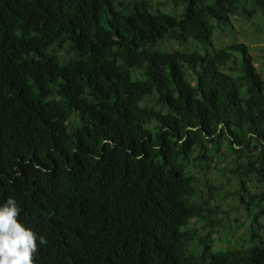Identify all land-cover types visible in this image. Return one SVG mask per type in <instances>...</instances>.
<instances>
[{"label": "trees", "instance_id": "trees-1", "mask_svg": "<svg viewBox=\"0 0 264 264\" xmlns=\"http://www.w3.org/2000/svg\"><path fill=\"white\" fill-rule=\"evenodd\" d=\"M155 1L0 0V203L34 264H264V193L216 249L209 177L264 187V55L234 37L264 0Z\"/></svg>", "mask_w": 264, "mask_h": 264}, {"label": "rangeland", "instance_id": "rangeland-1", "mask_svg": "<svg viewBox=\"0 0 264 264\" xmlns=\"http://www.w3.org/2000/svg\"><path fill=\"white\" fill-rule=\"evenodd\" d=\"M155 3H158V1L156 0ZM169 7L167 6V8ZM254 23L257 24L258 19L254 20ZM234 30L235 41L246 44L251 48L252 56L261 59L264 55V51H262L264 48V34L258 31L256 27L247 23H234ZM228 42H230V39H228ZM224 167L225 161L220 159L218 160V165L209 174L216 188L214 196L217 199L216 206L218 209H214V212L217 213V218L223 220L227 226V230L220 229L218 233L212 234L216 249L223 246L221 240L224 236H227L228 240L234 245L246 239L251 224V217L250 212L245 211L244 205L241 202L248 199L250 194L264 193V187L245 178L243 180L246 190H239L238 175L224 173ZM262 232H264V229Z\"/></svg>", "mask_w": 264, "mask_h": 264}, {"label": "clouds", "instance_id": "clouds-1", "mask_svg": "<svg viewBox=\"0 0 264 264\" xmlns=\"http://www.w3.org/2000/svg\"><path fill=\"white\" fill-rule=\"evenodd\" d=\"M20 213L14 198L0 203V264H34L38 245L48 242L20 221Z\"/></svg>", "mask_w": 264, "mask_h": 264}]
</instances>
